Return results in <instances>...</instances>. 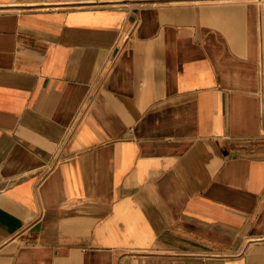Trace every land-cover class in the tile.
I'll use <instances>...</instances> for the list:
<instances>
[{"label":"crops","instance_id":"crops-1","mask_svg":"<svg viewBox=\"0 0 264 264\" xmlns=\"http://www.w3.org/2000/svg\"><path fill=\"white\" fill-rule=\"evenodd\" d=\"M0 264H264V0H0Z\"/></svg>","mask_w":264,"mask_h":264}]
</instances>
